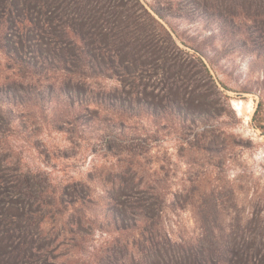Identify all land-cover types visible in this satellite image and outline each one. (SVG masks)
<instances>
[{
    "label": "rangeland",
    "instance_id": "rangeland-1",
    "mask_svg": "<svg viewBox=\"0 0 264 264\" xmlns=\"http://www.w3.org/2000/svg\"><path fill=\"white\" fill-rule=\"evenodd\" d=\"M10 1L1 257L264 264V0Z\"/></svg>",
    "mask_w": 264,
    "mask_h": 264
},
{
    "label": "trees",
    "instance_id": "trees-1",
    "mask_svg": "<svg viewBox=\"0 0 264 264\" xmlns=\"http://www.w3.org/2000/svg\"><path fill=\"white\" fill-rule=\"evenodd\" d=\"M32 6H35V7H39V8H42L44 10H47V8H53V5L49 4V3H44V2H41V1H38V0H35L34 3L32 4ZM14 13V6L12 5L11 1L10 0H1L0 1V14H3V15H7V16H11L13 15ZM12 18H9L8 19V22L11 21ZM8 25H11L8 24ZM76 42L78 44L81 45L82 49L84 50V48H86V39L85 37H83L82 35H77L76 37ZM71 38L68 37V40H70ZM71 44L73 46V44H75L74 42L71 41ZM76 45V44H75ZM59 51V50H58ZM78 56H76V59L80 56H82L83 52H79L78 51ZM55 61H58L61 63V65L63 66V68H65V66H67V64H73L74 61H73V58L74 56L71 55L69 56V54L67 52H65L64 54H62L61 52H58V54H55V57H54ZM68 58V59H67ZM75 59V60H76ZM67 60V61H66ZM260 107V105H258L257 109H256V112L258 111V108ZM255 112V114H256ZM7 194L9 193L8 190H6ZM3 190L1 192V194H3ZM5 193V194H6ZM4 220H0V222H3ZM2 224H6V223H2ZM33 243L29 240V241H26L25 245L23 244H19V246H16V247H13V246H10L8 247V252L6 253V255H3V257H1L2 255H0V264H9V262H16L17 264H19V260H21L22 256L24 255H27V254H30V250L33 248ZM219 254V253H218ZM202 255L199 254V251L197 250V252H194V257L197 259H199ZM211 256V255H210ZM221 258H222V255L220 254ZM205 259V260H204ZM204 259H201L198 264H207L208 261L206 259H210L209 256H205ZM219 264H223L222 262H217ZM226 264V263H224ZM255 264H258V263H255Z\"/></svg>",
    "mask_w": 264,
    "mask_h": 264
},
{
    "label": "bare ground",
    "instance_id": "bare-ground-1",
    "mask_svg": "<svg viewBox=\"0 0 264 264\" xmlns=\"http://www.w3.org/2000/svg\"><path fill=\"white\" fill-rule=\"evenodd\" d=\"M237 106H239V107H237V108H238V110H239V111H241V106H240V105H237Z\"/></svg>",
    "mask_w": 264,
    "mask_h": 264
}]
</instances>
